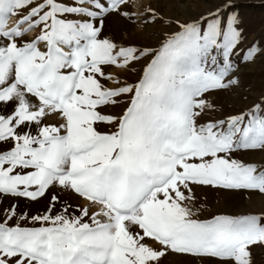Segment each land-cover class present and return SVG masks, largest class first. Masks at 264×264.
Here are the masks:
<instances>
[{
    "label": "snow or ice",
    "instance_id": "6c2138e0",
    "mask_svg": "<svg viewBox=\"0 0 264 264\" xmlns=\"http://www.w3.org/2000/svg\"><path fill=\"white\" fill-rule=\"evenodd\" d=\"M132 7L0 0V264H258L264 210L202 218V197H264V99L222 117L211 99L264 44L237 0L124 44Z\"/></svg>",
    "mask_w": 264,
    "mask_h": 264
},
{
    "label": "rangeland",
    "instance_id": "374dc122",
    "mask_svg": "<svg viewBox=\"0 0 264 264\" xmlns=\"http://www.w3.org/2000/svg\"><path fill=\"white\" fill-rule=\"evenodd\" d=\"M132 2V11L136 13L135 21L130 23L122 32L124 44L137 47L158 49L162 38L176 28V21H190L192 18L206 13L215 0H139ZM241 5V19L244 26L246 43L259 40L264 44V0H237ZM146 8H154L159 17L157 22L144 23L141 13ZM15 21L16 17H12ZM14 21L10 22L13 23ZM31 35V33L29 34ZM139 69V65L137 66ZM236 75L240 83L228 91L213 93L211 99L215 102L214 117L224 114L237 113L246 110L254 101L264 99V56H260L254 63L242 65ZM130 79H135L131 76ZM260 159L261 154H254ZM202 197L206 210L202 218L212 214H241L246 212H260L264 210V197H245L243 200L234 198L231 194L207 191ZM47 201L39 203L22 201L21 208L34 214L37 209L43 211ZM27 205V206H26ZM178 258L169 257L165 264H176ZM258 264H264V250H257Z\"/></svg>",
    "mask_w": 264,
    "mask_h": 264
},
{
    "label": "bare ground",
    "instance_id": "6f19581e",
    "mask_svg": "<svg viewBox=\"0 0 264 264\" xmlns=\"http://www.w3.org/2000/svg\"><path fill=\"white\" fill-rule=\"evenodd\" d=\"M135 2L139 1V0H134ZM14 21L13 18L10 19L9 23Z\"/></svg>",
    "mask_w": 264,
    "mask_h": 264
}]
</instances>
